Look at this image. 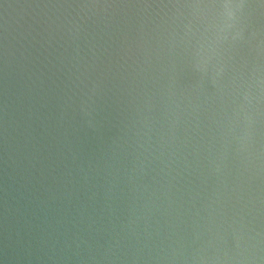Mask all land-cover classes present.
<instances>
[{
	"label": "water",
	"instance_id": "obj_1",
	"mask_svg": "<svg viewBox=\"0 0 264 264\" xmlns=\"http://www.w3.org/2000/svg\"><path fill=\"white\" fill-rule=\"evenodd\" d=\"M0 264H264V0H0Z\"/></svg>",
	"mask_w": 264,
	"mask_h": 264
}]
</instances>
